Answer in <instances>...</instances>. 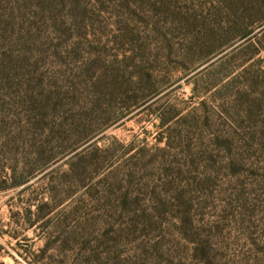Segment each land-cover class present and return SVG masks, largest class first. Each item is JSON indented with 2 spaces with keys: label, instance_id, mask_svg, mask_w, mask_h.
<instances>
[{
  "label": "rangeland",
  "instance_id": "obj_1",
  "mask_svg": "<svg viewBox=\"0 0 264 264\" xmlns=\"http://www.w3.org/2000/svg\"><path fill=\"white\" fill-rule=\"evenodd\" d=\"M0 264H264V0H0Z\"/></svg>",
  "mask_w": 264,
  "mask_h": 264
}]
</instances>
